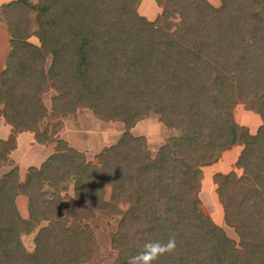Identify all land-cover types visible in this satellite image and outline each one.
<instances>
[{
  "label": "trees",
  "instance_id": "obj_1",
  "mask_svg": "<svg viewBox=\"0 0 264 264\" xmlns=\"http://www.w3.org/2000/svg\"><path fill=\"white\" fill-rule=\"evenodd\" d=\"M155 1L161 12L154 20L139 14L142 0L0 6L11 46L0 70V106L14 136L30 132L38 143H52L61 123L43 132L41 125L83 108L127 129L96 155L97 163L58 139L25 181L18 169L0 179V264L83 263L95 239L81 224L98 214L122 215L112 264H128L145 243L171 237L175 250L155 264H264V0H218L219 7L208 0ZM49 91L55 92L50 111L43 101ZM239 104L261 117L255 134L236 121ZM153 113L180 132L155 156L129 132ZM239 146L242 174L214 176L234 240L205 214L197 191L203 169ZM8 151L0 140V166ZM120 202L129 204L125 211ZM35 231L29 252L21 237Z\"/></svg>",
  "mask_w": 264,
  "mask_h": 264
},
{
  "label": "rangeland",
  "instance_id": "obj_2",
  "mask_svg": "<svg viewBox=\"0 0 264 264\" xmlns=\"http://www.w3.org/2000/svg\"><path fill=\"white\" fill-rule=\"evenodd\" d=\"M12 0H0V5ZM214 7H219L218 0H208ZM139 14L146 17L148 20H154L161 12L155 0H142L139 8ZM6 26L0 22V70L6 67L7 56H9L11 46L10 37L7 33ZM35 44H39L38 39L32 38ZM55 92L49 91L44 96V103L50 111L52 108L51 99ZM2 106H0V140L4 141L7 150L6 153L8 162L0 166V179L9 173L18 169L21 181L26 180V175L29 168L40 167L46 161L49 155H52L57 147L56 140L61 139L66 141L71 147L82 152L87 161L97 163L96 155L102 152L105 148H109L120 140L122 135L127 131L125 125L119 121H103L97 118L90 110L80 109L75 114L66 118L48 119L41 125V132L52 127L58 122L61 123V128L54 142L40 144L35 140V134L30 132L18 133L13 135V129L8 125L2 116ZM236 121L246 127L252 134H255L262 124L261 117L255 112L248 109L245 105L239 104L235 110ZM135 136L143 138L146 142L147 150L155 156L160 147L165 144L171 137L180 134L177 130L166 128L156 114H151L140 120L136 126L129 130ZM53 141V140H52ZM242 146L235 147L230 151L223 153L220 160L212 166L203 169V178L200 182L197 197L202 202L203 210L215 224L221 226L226 234L238 240V236L233 228L226 225L224 221V211L216 194V184L214 176L217 173L227 174L235 171L238 175L242 174V170L236 167L237 158L242 151ZM106 194V199L110 202L111 191ZM73 187H70L68 195L72 196ZM65 202L68 206L71 205V199ZM115 202V201H114ZM123 211L127 209L129 204L117 203ZM17 205L23 218H28L27 199L20 197L17 199ZM122 221V215L108 216L98 214L95 218L85 223L82 226H88L94 236V244L90 250V256L81 264H112L118 257V251L112 247L113 235L117 232ZM43 225H45L43 223ZM77 226V222L72 224ZM38 231V230H37ZM37 231L31 235H23L21 237L23 245L29 252L34 251V239Z\"/></svg>",
  "mask_w": 264,
  "mask_h": 264
},
{
  "label": "clouds",
  "instance_id": "obj_3",
  "mask_svg": "<svg viewBox=\"0 0 264 264\" xmlns=\"http://www.w3.org/2000/svg\"><path fill=\"white\" fill-rule=\"evenodd\" d=\"M175 238L171 237L166 243L150 241L145 243L144 250L128 259V264H155L159 258L175 250Z\"/></svg>",
  "mask_w": 264,
  "mask_h": 264
},
{
  "label": "crops",
  "instance_id": "obj_4",
  "mask_svg": "<svg viewBox=\"0 0 264 264\" xmlns=\"http://www.w3.org/2000/svg\"><path fill=\"white\" fill-rule=\"evenodd\" d=\"M10 2H11V1H10ZM1 5H2V4H1ZM1 5H0V6H1ZM43 99H44V98H43ZM49 156H50V155H49ZM49 156H48V157H49Z\"/></svg>",
  "mask_w": 264,
  "mask_h": 264
}]
</instances>
